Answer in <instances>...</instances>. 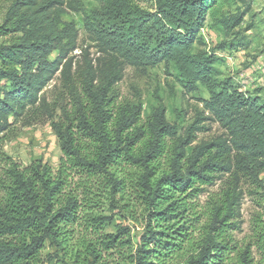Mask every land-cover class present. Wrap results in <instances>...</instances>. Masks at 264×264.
<instances>
[{
	"label": "trees",
	"instance_id": "16d2710c",
	"mask_svg": "<svg viewBox=\"0 0 264 264\" xmlns=\"http://www.w3.org/2000/svg\"><path fill=\"white\" fill-rule=\"evenodd\" d=\"M0 25V264H264V99L222 81L216 52L238 49L247 0H5ZM87 3H93L88 6ZM83 15L87 49L64 20ZM228 10V11H227ZM233 40L198 47L205 23ZM163 64L209 99L186 128L158 96L122 101L127 67ZM216 124L222 133L197 141ZM49 124L61 157L23 167L4 150L17 128ZM208 189L205 201L201 196ZM256 208L243 240L242 204ZM110 213V215L107 214ZM112 229V230H110Z\"/></svg>",
	"mask_w": 264,
	"mask_h": 264
},
{
	"label": "rangeland",
	"instance_id": "374dc122",
	"mask_svg": "<svg viewBox=\"0 0 264 264\" xmlns=\"http://www.w3.org/2000/svg\"><path fill=\"white\" fill-rule=\"evenodd\" d=\"M238 2V0H236ZM251 5V12L244 18L242 26L236 30L240 32L238 40L245 39L243 46L238 49L227 48L224 52H216L218 59L215 68L221 74V80H232L235 86L240 87V91L251 96H261L264 99V0H247ZM142 8L150 9V0H136ZM92 6L93 3H87ZM8 5L5 0H0V25L3 24L4 15ZM241 7L238 2L233 7ZM228 11V10H227ZM67 22H74L79 31V49L74 53L81 60L83 50L87 49L90 58L97 57L96 49L93 48L84 30L83 15L67 9L64 17ZM204 45L198 48L202 51L210 52L216 45L225 40L231 41L236 36L226 38L224 33L212 26L210 21L205 23L204 30L200 36ZM4 42L3 39L0 43ZM170 71L163 64L141 72L138 69L127 67L123 80L118 84V91L122 101L142 102L146 114L152 106L157 105L158 96L167 109V118L171 123H177L183 128L193 123L198 117V113L203 110V106L197 99H209L206 88L199 87L196 94H191L183 89L174 78L169 75ZM209 129L205 132L197 133V141L208 140L215 135L222 133L216 124L207 123ZM5 152L13 158L15 162L23 167L31 165L35 161H42L56 170L61 157V149L58 138L49 124L34 125L31 127L17 128L4 142ZM216 189H208L201 196V201H205L208 192L212 193ZM256 208L250 198H246L242 204V232L234 233L235 238L243 240L250 232V222ZM108 215L110 213L107 212ZM112 230V229H110ZM57 253L56 249L48 243L44 251V257L57 255L52 264H76L70 255ZM181 261L175 260L173 264Z\"/></svg>",
	"mask_w": 264,
	"mask_h": 264
}]
</instances>
